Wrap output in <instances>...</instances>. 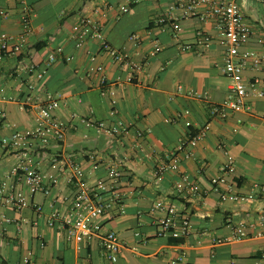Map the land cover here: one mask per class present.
I'll use <instances>...</instances> for the list:
<instances>
[{
    "label": "crops",
    "instance_id": "1",
    "mask_svg": "<svg viewBox=\"0 0 264 264\" xmlns=\"http://www.w3.org/2000/svg\"><path fill=\"white\" fill-rule=\"evenodd\" d=\"M236 1L251 27L240 53L262 58L258 69L252 59L246 60L243 77H258L264 88V0ZM24 3L31 8L25 47L0 59V98H8L3 102L6 117L0 116V137L33 128L35 114L20 101L47 92L60 100L54 114L66 123L67 133L63 142L29 155L42 171L58 177L50 192H38L21 210L0 197V264H172L182 254L185 259L177 264H264V98L250 96L249 111L228 108L226 116L213 111L229 98L231 79L224 72L220 21L201 19L208 5L185 17L179 0H0V9L8 13L0 15V37L24 32ZM87 17L100 21L107 41L146 63L145 69L134 72L115 61L90 35L79 45ZM162 17L171 22L159 23ZM200 30L211 37L210 45L199 42ZM135 34L137 40L132 39ZM156 45L161 49L152 54ZM50 54L55 60L49 65ZM98 65L104 66L114 96L102 94L100 73L92 69ZM44 68L47 72L39 79L36 72ZM79 116L103 121L106 127L123 119L131 128L113 135L93 123H81ZM205 126L209 129L203 138L178 150L182 140ZM137 131L144 135L139 137ZM186 151L193 154L188 157ZM168 154L179 170L158 178L154 169ZM54 156L63 160L58 167H53ZM67 159L83 167L90 185L104 182L120 194V204L99 220L123 243L116 262L107 258L98 236L75 242L67 239L60 220L49 224L54 212H71L76 195V186L67 180ZM18 161L16 150L0 144V185ZM228 161L235 167L230 180L236 191L252 199L224 201L213 190L211 178ZM111 168L121 173L117 181ZM183 173L199 184V194L188 192ZM170 206L190 216L188 237L159 235L158 219ZM240 222L246 236L214 243L215 237L232 236Z\"/></svg>",
    "mask_w": 264,
    "mask_h": 264
},
{
    "label": "built area",
    "instance_id": "2",
    "mask_svg": "<svg viewBox=\"0 0 264 264\" xmlns=\"http://www.w3.org/2000/svg\"><path fill=\"white\" fill-rule=\"evenodd\" d=\"M179 3L185 17L195 15L200 5L207 4L208 9L201 19L216 17L222 26L223 31L220 43L225 47L224 72L231 79V94L224 103L214 106L213 111L221 116H226L228 108L235 111L251 110L252 107L247 102L248 98L253 95L264 98V88H261V80L258 77L246 81L243 77V70L248 59H252L254 66L258 69L262 58L254 52L240 53V48L249 41L251 36V27L245 18L241 5L236 0H179ZM127 9V6H122V10L126 11ZM22 10L24 32L18 37H0V59L5 55L19 54L25 47L26 34L31 24V8L24 3ZM0 15L7 17L8 13L0 9ZM158 22L167 24L171 22V19L162 17ZM82 25L83 30L80 35L79 45L82 44L83 37L90 35L101 43L103 50L115 61L127 64L134 72H142L145 69L146 63L132 59L128 53L113 47L107 41L104 27L100 21L87 17L82 21ZM197 34L200 43L207 46L210 45L211 37L209 35L202 30L198 31ZM138 38V35H132V39L137 40ZM189 47L187 45L184 49ZM160 49L161 46L156 45L152 54ZM54 60L55 55L50 54L48 64L50 65ZM92 69L100 73L102 94L114 96L115 88L108 82L104 66L98 65ZM46 72L47 68H44L38 70L36 75L39 79H42ZM129 80L132 81L133 77H130ZM31 88H34V86L31 85ZM7 99V97L0 98V116L2 118L6 117L3 102ZM112 102L115 104L116 100L113 98ZM20 103L23 108H28L34 112V127L18 131L12 138L0 137V144L3 147H11L19 153L18 163L0 185V197L4 204L17 210L28 206L30 197L41 191L48 193L59 183L57 176L49 175L42 171L41 168L31 161L29 155L32 151L47 148L52 142H63L67 133L66 123L54 114V110L60 105V100L52 93L29 95ZM115 112L114 109L111 111L112 114ZM71 118L75 119L77 115L71 114ZM78 120L84 124L93 123L99 129L105 128L113 135H123L131 128V124L123 119H118L110 127H106L105 122H96L92 118L79 116ZM208 129L209 126H205L198 134L182 140L178 145V150L184 151L189 145H195L197 141L206 135ZM137 135L142 137L144 134L142 131H137ZM186 152L188 157L193 154L192 152ZM61 162L63 160L61 161L58 156L52 158L53 167H58ZM67 162L71 171L67 180L77 188L72 209L69 214L54 212L51 215L49 224L54 225L56 220H60L64 225L67 239L75 242H82L89 237L98 236L107 258L112 262H116L124 247L123 243L116 231L104 229L99 224V220L120 204V194L114 186H109L104 182L99 183L97 186L90 185L87 182L86 172L83 167L70 159L64 160L65 164ZM96 167L97 165L94 166V168ZM234 168L233 161H228L222 165L220 172L211 178L213 190L218 192L224 201H246L252 199L253 195L240 194L236 191L234 184L230 180L231 175L234 173ZM177 170H179V164L171 154H168L164 160H161L156 165L154 175L159 178L168 171ZM110 174L113 181H117L121 176L120 171L116 168H111ZM181 179L189 193L199 194L201 192L199 184L192 180L189 174H181ZM7 220L9 221V219ZM158 227L159 235L186 238L192 229L191 218L188 214L181 213L175 207L170 206L165 209L162 216L158 219ZM244 236H246L245 225L240 222L235 226L232 236L226 238L215 237L213 241L214 243H225ZM184 259L185 255L182 254L171 263L177 264Z\"/></svg>",
    "mask_w": 264,
    "mask_h": 264
},
{
    "label": "trees",
    "instance_id": "3",
    "mask_svg": "<svg viewBox=\"0 0 264 264\" xmlns=\"http://www.w3.org/2000/svg\"><path fill=\"white\" fill-rule=\"evenodd\" d=\"M179 240V239H178Z\"/></svg>",
    "mask_w": 264,
    "mask_h": 264
}]
</instances>
